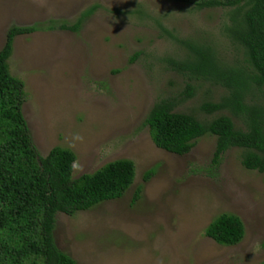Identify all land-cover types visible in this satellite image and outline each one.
<instances>
[{"label": "rangeland", "instance_id": "1", "mask_svg": "<svg viewBox=\"0 0 264 264\" xmlns=\"http://www.w3.org/2000/svg\"><path fill=\"white\" fill-rule=\"evenodd\" d=\"M194 2L0 0V48L13 25L55 24L14 36L7 60L24 83L21 111L37 152L72 150L73 177L120 158L134 163L120 197L56 213L55 244L78 264H264V176L241 164V149H227L213 164L214 135L176 154L157 147L144 124L155 102L178 98L187 83L194 93L174 110L200 118L219 113L207 115L199 105L219 100L225 89L190 79L169 62L189 54L184 41L210 46L223 64L242 60L223 33L228 10ZM77 19L76 31L57 27ZM251 99L264 105V90ZM223 212L242 221L235 244L205 234Z\"/></svg>", "mask_w": 264, "mask_h": 264}, {"label": "trees", "instance_id": "2", "mask_svg": "<svg viewBox=\"0 0 264 264\" xmlns=\"http://www.w3.org/2000/svg\"><path fill=\"white\" fill-rule=\"evenodd\" d=\"M194 3L198 8L228 10L223 33L240 49L242 60L223 64L210 46L184 41L189 54L169 62L190 79L209 81L225 89L219 100L199 105L200 111L207 115L219 113L200 118L192 112L174 110L177 101L182 102L194 93V87L187 83L178 98L155 102L144 124L157 147L176 154L188 152L197 138L214 135L213 164L224 151L238 147L241 164L264 176V105L251 99L252 93L264 90V0ZM79 23L77 19L71 25L61 22L57 27L76 31ZM54 27L51 23L13 25L0 48V264H78L55 244L56 213L71 215L102 200L120 197L134 177V163L126 158L73 177L72 150L53 146L42 156L33 146L21 111L24 83L10 73L7 60L14 36ZM232 116L240 121V126L235 125ZM150 173L151 169L147 170L144 178ZM138 193L137 188L134 198ZM243 233L240 218L225 212L213 217L205 227L207 236L224 245L237 243Z\"/></svg>", "mask_w": 264, "mask_h": 264}]
</instances>
